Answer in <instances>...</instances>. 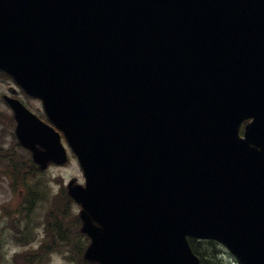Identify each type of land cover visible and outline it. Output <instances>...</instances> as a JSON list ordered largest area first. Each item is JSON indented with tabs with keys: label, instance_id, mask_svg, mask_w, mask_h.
<instances>
[{
	"label": "water",
	"instance_id": "obj_1",
	"mask_svg": "<svg viewBox=\"0 0 264 264\" xmlns=\"http://www.w3.org/2000/svg\"><path fill=\"white\" fill-rule=\"evenodd\" d=\"M0 67L83 167L85 258L203 264L195 237L264 264V0H0ZM12 105L35 161L65 163Z\"/></svg>",
	"mask_w": 264,
	"mask_h": 264
},
{
	"label": "rangeland",
	"instance_id": "obj_2",
	"mask_svg": "<svg viewBox=\"0 0 264 264\" xmlns=\"http://www.w3.org/2000/svg\"><path fill=\"white\" fill-rule=\"evenodd\" d=\"M10 93H14L21 97L35 112L40 114L42 111L38 107L40 103L37 100L27 98L10 78L0 75V148L3 149L0 153V264H27L24 263L21 258L15 257V254L27 250L33 251L41 244L46 237L44 230L46 214L53 203L54 197L57 196L55 194H59L61 186L63 184L66 185L73 178H77L79 182L83 183L84 176L80 164L74 155L70 157V161L65 165L49 168L47 175L37 174L34 176L31 180L32 185H29L28 192V197L33 201V209H31L32 211L30 213H25L28 218V225L32 229V234L29 236L30 239L32 238V242L27 245L26 243H28V240H20V238H17L21 237V235L17 234L19 230H15L11 227V221L19 223L21 230L24 228L23 223L19 222V218L22 217L19 215L20 210H18V207L21 201H25L26 194L24 193L25 189L21 182L24 178L28 177L18 176V183L12 187V178L7 174V161L5 157L2 158V153L10 150L15 152L18 158L21 157L24 160L28 158L29 154L17 144V139L13 130L14 124L10 118L11 110L3 101V94ZM58 178L63 179V181H59ZM32 190H39L40 192L43 190V193H40L43 195L44 191H47L48 195L40 197L39 194L38 197L39 200H41H35L36 197L32 196ZM59 202H62L61 197H59ZM63 203L66 205L62 208L67 212L64 216L66 219L69 218L71 228L76 230L77 222L74 221V216L78 214L79 207L72 202ZM26 209L29 210V206ZM66 228L67 222L65 220L62 223L61 229L63 231ZM69 235L72 241L83 237L81 233L73 237L70 233ZM16 240L19 241L17 242ZM64 253L69 257L68 260L71 261L68 262V264H72V262L73 264H80L75 254L74 245H70L69 247L67 245H61L59 252L47 254L41 263L33 262L29 264H67ZM219 257L224 264H240L235 256L226 249L221 251Z\"/></svg>",
	"mask_w": 264,
	"mask_h": 264
},
{
	"label": "trees",
	"instance_id": "obj_3",
	"mask_svg": "<svg viewBox=\"0 0 264 264\" xmlns=\"http://www.w3.org/2000/svg\"><path fill=\"white\" fill-rule=\"evenodd\" d=\"M61 192H63L61 193V195H57L54 197L53 203L50 206V209L48 211V216L50 217V222H51L50 226L48 227V230L51 234L55 233L54 229L55 231H58L59 228L61 227V224L59 225V221H63V219L57 220L58 217L64 216L67 213L65 209L62 208L66 205L63 202H66V203L72 202L67 192L65 191L64 187L62 188ZM59 197H61L62 202H59ZM75 219L77 222V229L75 230V235H78L80 234L79 232L80 222H79V218L77 215H75ZM59 234H60V231H59ZM81 239L82 238H79L77 240H81ZM84 239H85V242L87 243L88 239L86 237H84ZM60 240H63L62 236ZM85 242L83 244L78 242L76 243L77 245L75 247L76 254L81 264H89L82 259V252L85 248ZM190 242L192 244L193 250L195 251L197 255H199L202 262L209 263V264H223L222 260L219 258L220 253L222 251V247L218 242L214 240H197L194 238H190ZM48 247L49 245L45 243L43 244L42 249L46 251ZM23 260L26 262L29 259L23 257Z\"/></svg>",
	"mask_w": 264,
	"mask_h": 264
}]
</instances>
